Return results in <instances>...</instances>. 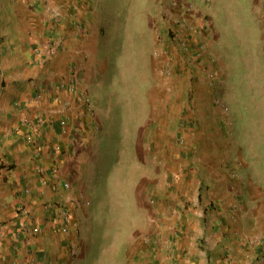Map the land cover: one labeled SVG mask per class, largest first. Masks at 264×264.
Instances as JSON below:
<instances>
[{
	"label": "rangeland",
	"instance_id": "374dc122",
	"mask_svg": "<svg viewBox=\"0 0 264 264\" xmlns=\"http://www.w3.org/2000/svg\"><path fill=\"white\" fill-rule=\"evenodd\" d=\"M246 1L99 0L100 5L94 4L110 60L107 95L118 96L128 108L130 98L141 104L147 97L163 110L151 118L153 143L146 131L121 134L122 142H117L119 134L111 131L117 128L113 116L104 125L109 127L106 132L97 123V112L91 119L95 138L87 151L107 180L108 194L101 197L106 212L120 226L110 231L123 234L119 238L124 241L115 246L127 258H136L137 264H176L189 257L177 248L185 220L181 213L205 228L197 239L202 249L206 233L212 232L211 214L220 216L224 207L226 218L218 221L217 230L231 227L237 220V202L216 200L211 194L219 190L210 189L213 178L225 174L232 183L241 184L236 158L259 154L264 161V0ZM127 115L122 128L136 126L135 109H128ZM241 142L255 147L237 149ZM220 153L228 160L234 158L232 168L221 164ZM263 195L254 207L262 225ZM130 231L136 236L129 238Z\"/></svg>",
	"mask_w": 264,
	"mask_h": 264
},
{
	"label": "crops",
	"instance_id": "0c3cea01",
	"mask_svg": "<svg viewBox=\"0 0 264 264\" xmlns=\"http://www.w3.org/2000/svg\"><path fill=\"white\" fill-rule=\"evenodd\" d=\"M95 2L100 3L0 0V264H137L136 258H127L115 246L118 240L124 241L119 238L123 234L110 231L120 226L106 212L101 197L108 194L104 188L107 180L101 178L97 159L87 151L95 131L83 96L91 92L98 125L104 126L108 117H114L117 128H110L119 134L117 142H122L121 134L146 131L153 143L155 121L151 118L163 110L147 97L141 104L130 98L128 108L125 103L121 105L123 100L118 96L113 99L107 95L110 60L98 32L101 27ZM74 68L81 84L79 93L60 85ZM38 93L42 94L40 101L35 100ZM128 109L137 113L136 126L126 129L122 127ZM40 112L49 116V123L37 135L36 143H30L27 134L32 129L26 120L36 118ZM66 114L76 121L64 132L61 122ZM102 128L106 132L109 127ZM236 147L246 151L255 146L241 142ZM225 152L228 157L229 149ZM219 157L221 164L231 168L232 162L235 164L234 158H223L222 153ZM147 159L145 156V162ZM237 160L241 184L232 183V178L222 174L213 178L210 188L219 190L211 194L216 200L229 198L237 202L236 222L226 231L221 226L219 232L218 221L226 218V210L220 208L222 216L211 214L212 232L206 233L207 243H202V249L197 239L205 228H200L194 217L181 213L185 220L181 221L183 233L177 248L186 250L189 257L178 259L176 264H264V225L259 220L260 212L254 209L257 197L264 194L259 179L264 175L260 168L264 161L259 154L243 155ZM56 170L60 178L55 177ZM64 181L71 182V190L63 186ZM257 189L262 192L255 195ZM62 204L70 210L66 221ZM128 227L132 229V225ZM134 233L130 231L129 238L136 236ZM74 247L76 253L72 252Z\"/></svg>",
	"mask_w": 264,
	"mask_h": 264
},
{
	"label": "built area",
	"instance_id": "2783aa9c",
	"mask_svg": "<svg viewBox=\"0 0 264 264\" xmlns=\"http://www.w3.org/2000/svg\"><path fill=\"white\" fill-rule=\"evenodd\" d=\"M74 70L75 68L72 69V71L68 74V76L66 75L64 79H62L60 85L62 87H69L70 90H72L73 92L79 93L81 90V86H80L81 84L79 83L78 78L75 76L76 73H74ZM41 97H42V94L38 93L35 96V100L40 101ZM57 99L59 98L57 97ZM83 102H84V105H87L86 112L88 113V115H90L91 117H94L96 114V110H95V107H93V104L91 102V97L89 96L88 93H84ZM26 121H27L26 122L27 125L32 129L27 134V141L35 144L37 141L36 140L37 135L41 134L43 132L44 126H46L49 123V116H47L45 112H40L36 118L28 119ZM75 121L76 120H72L69 114H66V117H64V119L61 122L63 131L66 132L67 127L71 126V124L74 123ZM56 148L58 150L62 149L61 145L59 144H57ZM54 175L56 178H60L59 170H56ZM62 183H63V186L67 189L71 187V183L68 181H64ZM28 190L29 189H27V191ZM60 207L62 209V214L64 216V219L66 221L70 216V210H68V207L64 206L63 204ZM72 252H74V249H72Z\"/></svg>",
	"mask_w": 264,
	"mask_h": 264
}]
</instances>
